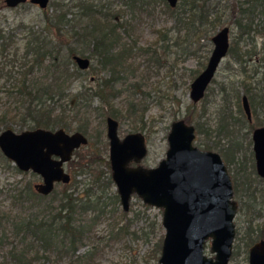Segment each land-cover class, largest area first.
I'll use <instances>...</instances> for the list:
<instances>
[{
	"label": "rangeland",
	"instance_id": "rangeland-1",
	"mask_svg": "<svg viewBox=\"0 0 264 264\" xmlns=\"http://www.w3.org/2000/svg\"><path fill=\"white\" fill-rule=\"evenodd\" d=\"M57 1L61 2L62 0H51L50 5L46 9H41L38 4H34L30 0L15 8L8 7L5 0H0V28H5V34H11L12 36L7 38L10 42L8 54H0V68L6 64L4 72L0 71V114L5 111L14 114L23 105L21 96L14 91V83L20 76L17 73V66L13 67L11 62L8 65L6 63L9 61L10 52L15 51L18 47L21 52L26 39V33L18 28L19 24L26 22L30 25L43 26L44 13H52L55 9L54 3ZM110 1L115 9L121 10L122 26L119 30H121L125 40H136L138 44L150 48V52H152V54L140 51L135 53L131 61L135 67H138V71L135 74H122L124 76L123 79H126L124 80L125 84L124 82H119L113 88H110L115 94L112 104L123 109L122 114L125 117L124 119L117 118L120 122V136L124 137L127 133L136 131V126L142 125L140 122V111L137 118H127L125 110L130 100L134 99L135 103H139L143 99V109L147 107V110L143 117V125L145 124V126L140 129L147 138L149 153L142 163L144 166H156L166 155L169 146L168 133L174 120L185 119L189 114L193 120L191 124H194L196 128L197 123L208 121L207 127L213 132L208 137L210 138V146L207 147L201 142V140H206L207 136L204 134L201 136L197 133L196 143L202 148L219 152L225 160L232 178L237 176L238 179L245 180L246 176L250 175L251 180H253L251 186L255 188L257 185L260 188L257 191L256 200L264 207V181L257 180L252 140L253 130L259 125H264V108L255 116L256 118L253 120L255 125L250 126V123L242 121L244 115V112L241 111L243 109L242 96L245 93L242 66L235 64L236 62L233 61L234 59L231 55H227L209 85L205 97L197 103H194L190 97V85L207 65L214 47L212 37L217 30L224 26H229L230 45L238 40L236 35L239 30L231 23V11L228 9L225 12L222 25L210 32L208 37H202L199 42L190 45L194 37L189 36L185 30H179L176 27L177 19L169 11L163 0H152V2L150 0V5L137 10L127 6L124 0ZM66 2L69 5L72 4L69 0H66ZM259 20L264 21V15H260L257 21L259 22ZM126 30H129L131 34L127 33ZM263 42L264 35L261 33L251 32V34H246L244 38L240 39L239 48L241 53L244 54V60L250 75L254 74L255 76L254 71L264 73V65L258 60V58L262 57L260 50ZM253 45L257 49L252 48ZM188 46H190V51ZM248 48L253 49L249 55L248 51L250 49ZM91 62L92 64L94 62L95 68L82 69V76L71 84L72 89L67 90L68 96H63L59 104L70 108L72 104L69 103L68 99L71 98V93H75L78 89L95 88L96 84L109 78L107 71L103 73L100 64L96 63L97 61L91 58ZM12 74L15 75L12 76ZM6 75L10 76V78H7ZM35 75L42 78L45 73L39 71ZM141 79H143V85L136 90L132 84ZM166 91H168V94L175 96V99L158 100V97L165 95ZM237 92H239L240 100L236 97ZM91 93L93 92L90 91L89 94ZM89 98L90 107L87 111L88 113L84 112V109L81 112L86 114V118L90 121L89 132L93 137L87 135L89 142L78 149L80 157L77 158L76 155L72 159L73 163L66 165L67 171L74 175L75 171L79 169L80 162L82 164H90V170L87 173H78L77 179L81 183L76 189L74 186L71 187L76 192H82L84 184L89 180L92 181L97 178L102 183L106 172L110 170L105 165L104 160L101 161L100 159L105 157L109 160L107 116L105 115L109 104L103 105L99 96L95 94ZM80 104L79 107H84L85 105L83 101ZM173 113L176 114L175 118L172 115ZM225 113H234L235 120L232 121L238 123V127L233 128L237 132L233 141L228 137L220 139L215 137L214 128L217 126L220 116ZM14 130L19 132L17 129ZM69 132L74 131L69 130ZM40 181L41 177L38 174L32 171H21L0 150V214L8 220V217H25L29 213L39 212L42 206L44 207V202L31 201L27 188L29 185L34 187V184ZM64 188L63 183H59L56 186L59 194L64 191ZM108 190L111 194L116 192L115 184L110 186ZM19 192H24V198L16 199ZM97 192L99 194L105 193L102 189H98ZM243 194L245 193L243 192ZM235 199L240 203L241 199H245V196L235 193ZM106 202L108 206L105 207L104 216L99 217L96 222H94L95 219L92 221L91 211L78 215V219L84 220L88 228L87 237L84 239L78 254H82L89 249L95 252V254L93 253L94 259L84 264H155L156 260L152 254L154 245L152 243L160 241L161 238V242H163L165 234V229L161 226L162 210L153 206H144L142 199L135 196L131 202L130 211L126 212L127 215L122 217L124 211H122L120 202L118 205H114L109 198L106 199ZM57 204L55 202L53 206L57 208ZM115 206L117 208L116 211H114ZM45 212L48 213L49 211ZM246 219V215H241L238 210L234 220L236 229L239 230L237 236L239 238L243 236L247 229L248 222ZM9 222L6 221L5 225L0 227V239L2 230L5 231L7 238L4 243H0V262H2L3 256L7 254L12 246L20 240L19 237L13 235ZM155 222L161 225H158L154 231ZM256 222L262 223L263 217H259ZM122 226L125 227V230L120 231L119 228ZM239 241L241 240L237 241L236 239L240 249L236 257L234 256L230 261V264H249V251H246L244 241ZM150 255L152 258H149ZM56 264H73L72 258L65 256Z\"/></svg>",
	"mask_w": 264,
	"mask_h": 264
},
{
	"label": "trees",
	"instance_id": "trees-1",
	"mask_svg": "<svg viewBox=\"0 0 264 264\" xmlns=\"http://www.w3.org/2000/svg\"><path fill=\"white\" fill-rule=\"evenodd\" d=\"M69 1L72 3L71 5L66 0L55 2L54 11L44 13L43 26L41 27L26 22L19 24L18 28L26 33V39L21 52L19 47L10 52L9 61L6 63L8 65L11 62L13 67L17 66V73L20 76L14 83V91L21 96L23 105L14 114H10L8 111L0 114V130L14 128L23 131L37 127L64 128L67 131H81L93 137L89 132L90 121L86 118V114L81 112L84 109V112L88 113L89 97L93 94L99 96L103 105L109 104L105 112L107 117L111 115L118 119L125 118L122 114L123 109L112 104L115 94L110 88L126 80L123 79L122 74H135L138 71V67H135L131 61L135 53L140 51L152 54V52H150V48L141 46L136 40H125L121 30H119L122 26L121 10L115 9L110 0ZM105 1L107 2L105 3ZM124 1L133 10L143 9L146 5H150V0ZM163 1L176 17V27L179 30H185L189 36L194 37L190 45L199 42L202 37H208L210 32L222 25L225 12L228 9L231 11V23L239 30V33L237 32L236 35L238 40L231 43L228 55H231L233 61L236 62L235 64L242 66L244 94L249 97L254 120L259 111L264 108V75H262L264 73L254 71L255 76L249 74L239 44L240 39L244 38L246 34H251V32L264 35V21H257L260 15H264V0H179L174 8L166 0ZM4 30L5 28H0L1 55H7L10 50V42L7 38L11 34H5ZM126 32L130 33L129 30ZM253 47L257 49L255 45ZM188 48L190 51V46ZM252 48H248L250 49L248 55L253 51ZM260 51L262 57L258 60L264 65V42ZM260 51L258 50V52ZM74 55L86 56L90 60L92 58L97 61L96 63L100 64L103 73L107 71L109 78L96 84L95 88L78 89L75 93H71V100L68 99V101L72 106L69 108L59 104V101L67 95V90L72 89L71 84L83 73V70L78 67L73 59ZM94 66V62L93 64L91 62L89 68L93 69ZM4 68H6V64L0 68V71L4 72ZM39 71H43L45 76L40 78L35 75ZM14 72L16 71L14 70ZM14 75L12 74V76ZM6 76L10 78V76ZM132 85L136 90L139 89L143 85V79L133 82ZM90 91L93 93L89 94ZM236 97L240 100L239 92L236 93ZM163 99L173 100L175 96L166 91L165 95L158 97V100ZM81 101L85 103L84 107H79ZM102 110L104 109L102 108ZM146 110L147 107L143 109V99L139 103H135L134 99L129 101L125 110L126 117L137 118L139 111L141 115L140 122L142 125L136 126L135 130L144 128L143 117ZM241 111L244 112L243 109ZM243 114L242 121L250 123V126L255 125L253 120H248L245 112ZM172 115L174 118L176 117L175 113ZM185 120L188 123L193 121L189 114ZM232 120H235L234 113H225L220 116L219 122L214 128L216 138L228 137L233 141L237 133L233 128H237L238 123ZM208 124V121L197 123L198 134L207 136L206 140H201L207 147L210 146V138L208 137L213 134L212 130L207 127ZM76 155L77 158L80 157L79 150H76L74 157ZM100 159L101 161L104 160L105 165L111 170L110 161L105 157ZM70 163L73 161L71 160ZM79 165V169L72 175L70 183L64 184L65 188L61 194L55 189L50 195L45 196L38 193L31 185L28 186L29 199L37 201V203L44 202V207L42 206L39 212L29 213L25 217H8V220L0 214V227L5 225L6 221H10L13 235L20 239L3 256L0 264H56L65 256H70L73 264L89 263L94 259L93 253L95 254V252L92 249L78 254L84 239L87 237L88 229L84 220L78 219V215L91 211L92 221L95 219L94 222H96L99 217L104 216L105 207L108 206L106 199L109 198L111 203L118 205L120 198L117 192L111 194L108 190L110 186L114 185L110 170L106 172L102 183L95 178L84 184L82 192L71 189L72 186L75 189L78 188L81 183L77 179L78 173H87L90 170L88 163L82 164L80 162ZM250 177V175L246 176L245 180L238 179L237 176L233 178L235 193L245 196V199H241L238 210L241 215H246L248 226L241 238L237 237L239 234V230H237L231 260L234 256L236 257L240 249L236 239L237 241H244L246 251H249L254 242L264 238V207L256 200L257 191L260 188L257 185L255 188L251 186L253 180ZM257 177V180L264 181L258 174ZM98 189H102L105 193L99 194ZM105 189L107 190L105 191ZM23 193L19 192L16 199L24 198ZM55 202L58 203L57 208L53 206ZM116 210L115 206L114 211ZM45 211L49 212L46 213ZM124 215H127L125 211L122 213V217ZM261 216L263 222H256ZM155 224L156 227L153 226L154 231L158 225H161L157 222ZM119 230L123 231L125 227L122 226ZM6 239L5 231L2 230L0 243H4ZM161 241L162 238L160 241L152 243L154 245L152 254L156 260L155 264H157L161 254ZM53 255L55 256L53 257ZM151 255L149 258H152Z\"/></svg>",
	"mask_w": 264,
	"mask_h": 264
},
{
	"label": "water",
	"instance_id": "water-1",
	"mask_svg": "<svg viewBox=\"0 0 264 264\" xmlns=\"http://www.w3.org/2000/svg\"><path fill=\"white\" fill-rule=\"evenodd\" d=\"M28 0H5L15 8ZM46 9L51 0H30ZM171 7L178 0H167ZM213 50L205 68L190 85L194 103L204 98L207 88L226 58L230 48V27L224 26L212 37ZM80 69H88L89 57L74 55ZM242 106L249 121L252 108L249 97L242 96ZM119 123L107 117L109 161L113 182L125 211L134 195L162 210L165 234L159 264H230L237 234L235 217L239 203L228 166L222 156L212 150H203L195 144V125L184 118L174 120L168 133L166 155L154 167L131 166L140 163L149 152L145 134L132 132L121 138ZM256 169L264 178V125L252 133ZM89 142L81 131L64 128L15 131L6 128L0 132V150L23 172L32 171L42 181L34 185L43 195L53 192L57 183L67 184L71 174L66 164L75 151ZM249 264H264V238L249 248Z\"/></svg>",
	"mask_w": 264,
	"mask_h": 264
},
{
	"label": "flooded vegetation",
	"instance_id": "flooded-vegetation-1",
	"mask_svg": "<svg viewBox=\"0 0 264 264\" xmlns=\"http://www.w3.org/2000/svg\"><path fill=\"white\" fill-rule=\"evenodd\" d=\"M50 2H51V1H50ZM207 89H208V88H207ZM206 92H207V91H206ZM205 95H206V93H205ZM204 97H205V96H204ZM110 116H111V115H110ZM108 117H109V116H108ZM111 117H113V116H111ZM113 118H114L115 120H117L118 123H119V125H120L119 120H118L117 118H115V117H113ZM252 120H253V114H252ZM106 123H107V119H106ZM190 124H191V123H190ZM193 125H194V124H193ZM195 127H196V126H195ZM196 130H197V128H196ZM132 132H140V133L143 134V131H142L141 129L136 130V131H132ZM132 132H129V133H132ZM118 133H119V126H118ZM129 133H127V134H129ZM197 133H198V132H197ZM84 134H85V133H84ZM127 134H126V135H127ZM85 135L87 136L88 134H85ZM126 135H125V136H126ZM119 136H120V134H119ZM125 136H124V137H125ZM120 137H121V136H120ZM124 137H121V138H124ZM87 138H88V140H89V137H88V136H87ZM196 139H197V136H196ZM195 144H196L197 146H199V145L196 143V140H195ZM83 146H84V145H83ZM199 147H200L201 149H203V150H210V149L202 148L201 146H199ZM212 151H213V150H212ZM75 152H76V151H75ZM215 152H217V151H215ZM148 153H149V152H148ZM218 153H219V152H218ZM219 154H220V153H219ZM220 155H221V154H220ZM221 156H222V155H221ZM73 157H74V156H73ZM222 158H223V157H222ZM72 159H73V158H72ZM223 160H224V159H223ZM142 161H143V160H142ZM142 161H141L140 163L131 162L130 165H131V166H136V165H139V164L143 165ZM255 161H256V160H255ZM69 162H70V161H69ZM69 162H68V163H69ZM159 162H160V161H159ZM224 162H225V160H224ZM68 163H67V164H68ZM225 163H226V162H225ZM67 164H66V165H67ZM158 164H159V163H158ZM158 164H157V165H158ZM157 165H156V166H157ZM226 165H227V164H226ZM147 167H154V166H147ZM228 169H229V168H228ZM256 171H257V169H256ZM229 172H230V171H229ZM69 173H70V172H69ZM70 174H71V173H70ZM257 174H258V173H257ZM111 176H112V173H111ZM231 176H232V175H231ZM71 177H72V175H71ZM261 178H262V177H261ZM232 179H233V178H232ZM263 179H264V178H263ZM71 180H72V179H71ZM41 181H42V178H41ZM41 181H40V182H41ZM37 183H38V182H37ZM69 183H70V182H69ZM35 184H36V183H35ZM35 184H34V185H35ZM57 184H59V183H57ZM57 184H56V186H57ZM67 184H68V183H67ZM114 184H115V183H114ZM233 185H234V183H233ZM56 186H55L54 190L56 189ZM115 186H116V185H115ZM34 188H35V187H34ZM54 190H53V191H54ZM116 192H117V194H118L117 188H116ZM51 193H52V192H51ZM51 193H50V194H51ZM50 194H49V195H50ZM42 195H43V194H42ZM118 195H119V194H118ZM234 195H235V189H234ZM45 196H47V195H45ZM135 196H136V195H134L133 198H134ZM136 197H138V196H136ZM234 197H235V196H234ZM119 198H120V195H119ZM133 198H132V200H133ZM132 200H131V202H132ZM143 203H144V202H143ZM238 203H239V202H238ZM120 204H121V199H120ZM144 204H145V203H144ZM145 205H147V204H145ZM121 206H122V204H121ZM147 206H149V205H147ZM150 207H151V206H150ZM122 209H123V206H122ZM130 209H131V203H130V208H129V210H128V211H125V210L123 209V211H125V212H129ZM238 209H239V207H238ZM161 224H162V223H161Z\"/></svg>",
	"mask_w": 264,
	"mask_h": 264
}]
</instances>
